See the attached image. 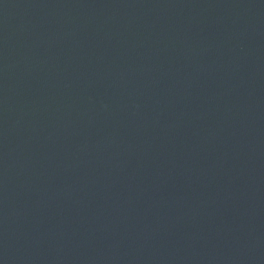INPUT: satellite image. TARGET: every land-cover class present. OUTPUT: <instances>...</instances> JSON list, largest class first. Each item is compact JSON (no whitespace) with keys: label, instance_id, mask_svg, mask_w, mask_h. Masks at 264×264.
I'll return each mask as SVG.
<instances>
[{"label":"water","instance_id":"1","mask_svg":"<svg viewBox=\"0 0 264 264\" xmlns=\"http://www.w3.org/2000/svg\"><path fill=\"white\" fill-rule=\"evenodd\" d=\"M0 264H264V0H0Z\"/></svg>","mask_w":264,"mask_h":264}]
</instances>
